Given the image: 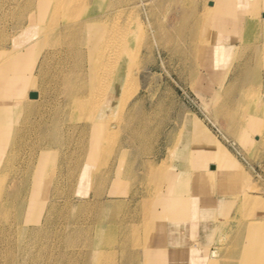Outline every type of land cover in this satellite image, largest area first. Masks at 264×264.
Here are the masks:
<instances>
[{
	"label": "bare ground",
	"instance_id": "bare-ground-1",
	"mask_svg": "<svg viewBox=\"0 0 264 264\" xmlns=\"http://www.w3.org/2000/svg\"><path fill=\"white\" fill-rule=\"evenodd\" d=\"M28 1L32 2L30 12L35 17L27 14L25 21L33 23L24 29L13 28L17 42L15 36L11 44L5 41L10 40L7 36L0 41V264H120V259L143 244L142 235L149 238L154 233L153 220L142 222L141 212H128L126 201L101 203L112 180L105 172L110 166L112 176L142 182L144 192L154 194V161L144 157L154 154V149L144 145L159 110L154 107L147 111L137 97L142 76L150 67L154 37L147 40L144 23L133 21L128 4H109L111 0ZM169 1L182 5L191 2ZM199 2L206 12L209 10V35L203 40L204 27L201 31L195 27L183 29V38L193 41L174 55L192 77L203 80L202 89L205 78L213 80L217 64L235 53V58L243 61L238 76L227 88L223 82L218 90L211 87L210 91L213 95L215 90L213 100L218 102L227 129L245 142L244 134L255 131L258 124L251 110L255 111L256 105L251 102L249 85L251 81L261 82L262 70L255 67L252 58H242L245 36L255 34L257 29L256 19L247 18L246 24L244 20L248 7L254 10L258 0ZM58 20L60 27L55 32H48L49 25L42 26L43 21L52 24ZM183 21L187 22L188 17ZM240 37L245 46L236 50L235 41ZM202 44L205 46L200 49ZM192 62L198 63L201 73L192 71ZM36 99L41 101L39 112L30 121L28 116ZM190 112L166 121L164 140L169 154L161 168L166 171L157 174L163 176L157 188L163 189L153 205L161 204L166 194L192 191L198 186L193 176H210L208 167L214 164L211 159L228 156L222 143ZM38 147L41 153L36 155ZM18 156L20 164L28 166L19 178L22 185L10 192L7 176ZM173 161L179 162L180 171L168 178ZM137 164L141 170L136 169ZM59 176H67V183ZM76 178L94 179L96 187L89 200L73 204ZM81 194L90 195L87 191ZM202 200L194 197L192 201L200 217L206 215ZM172 203L170 197L167 207ZM256 224L250 223L249 235ZM203 233L207 238L211 236L210 230ZM157 234L161 245L164 232L159 230ZM199 247L189 248L191 264H199L202 256L208 258L206 252L197 254ZM147 249L146 259L150 246ZM224 251L218 253L221 255L216 264L233 263L228 255L232 252ZM216 258L212 257L213 262Z\"/></svg>",
	"mask_w": 264,
	"mask_h": 264
},
{
	"label": "rangeland",
	"instance_id": "rangeland-1",
	"mask_svg": "<svg viewBox=\"0 0 264 264\" xmlns=\"http://www.w3.org/2000/svg\"><path fill=\"white\" fill-rule=\"evenodd\" d=\"M89 1L91 2L92 0ZM119 2L128 4V14L132 17L133 21H137V19L142 20L147 29V40H151V37H154L152 39L154 48L149 57L150 67L142 76L143 85L137 97L142 99L143 107L147 111L155 107L159 112L154 117V126L147 134L144 146L152 147L154 151H160L163 153V156L165 155L167 157L169 149H167L168 146L165 145L163 141L165 136L164 130L167 127L166 121L175 118L177 114L181 115L184 114V112L187 113L190 111V113H194L200 118L207 129H209L215 138L222 143L221 147L228 151V156L223 157L222 160L215 159L214 157L211 159V162H214V164H210V168L208 167L210 176H203V181H206L208 184L207 186L211 187V189L204 185L205 192L203 197L212 195V198L218 203L216 209H219L225 201L232 200V202H234L237 199V195L242 194L240 196L241 200L236 208L237 211L233 214L231 221L228 222V226H224L223 229L218 231L216 245L219 249L222 248L226 251L229 249L232 252L228 254L233 258L232 264H264V0H258L256 8L251 10L248 7L245 13V24L247 18L256 19L257 29L255 34L249 33L245 36L246 46L244 44L245 41L242 40L241 37L236 39L234 47L237 50L245 46L246 50L242 58H252L251 61H253L255 67H259L262 70L261 82L258 84L255 83V81H251L252 84L249 85L251 86L250 90L252 93L251 102L253 105H256L255 111L252 108L251 110L254 112L253 114L256 115L258 124L255 127V131L252 129L250 132L244 134L247 136L245 142H240L238 140L239 137L236 138L237 136H234V132L227 129L225 118L221 117L218 112L216 106L218 102L213 100L215 90L212 92L213 95H211L210 91L211 87L218 90L220 84L223 82H225V88H227L230 82H233L238 76L240 72L238 66L242 64L243 61L240 59L237 60L238 58H235L237 56L235 53L222 64L214 65L215 74L213 80H209L202 76L205 78L204 82L206 84L202 89L203 80L201 82L192 77L191 73L181 64L180 58L174 55L176 51L183 50L182 47L185 44L188 46V41H193L188 37L183 38L185 32L183 29L195 27L199 28L201 31L204 27L205 32L203 40L209 35L210 14L209 10L206 12L204 4L199 2V0H191L190 3H186L185 5H182L180 2L177 3L169 0H111V2L109 1L108 3L117 5ZM31 6L32 2L28 0H0V41L5 40L7 37H10V40L6 39L5 41H9V44L13 42L14 38H16L15 42L18 41L16 35H14L13 28L24 29L33 23V21L31 23L25 21L27 14H31L33 16L32 18L35 17V14L30 12ZM187 17L188 21L184 22L183 20ZM196 19L199 20L197 21ZM59 20L56 22L54 21L52 24L50 22L46 24V22L43 21L42 26L47 28L49 25L50 30L48 32H55V29L56 31L57 29L59 30V22H61ZM12 36L15 37L12 39ZM194 39H197L196 34H194ZM198 40L199 39H197V41ZM204 46L205 45L202 44L198 47L203 49ZM16 47L17 46H15V49ZM199 50L197 49V56ZM185 51H187V49ZM190 67L193 68L192 71L196 70V72L199 71L201 73L198 63L192 62ZM35 68L38 69V64ZM185 70L187 71L186 73ZM253 70L254 69H251L250 71ZM27 73L28 75L30 74L29 70ZM238 97L240 98V94ZM40 102V100L36 99L32 104L34 106L31 105V113L28 116V118L30 117V121H33L37 116L36 114L39 112ZM229 102L237 103L238 101L229 99ZM154 104H157V107ZM247 106L250 108L249 104ZM240 135L242 134L240 133ZM39 153H41V150L38 147V149H36V155H39ZM144 157L154 161V154L148 156L144 155ZM19 161L20 158L18 156L14 169L12 167L9 176H7V184L10 192H14L20 187V184L23 183V180L21 182L19 178L28 166L27 164L21 165ZM162 164L154 174L153 195L144 192V183L142 182L136 183L129 177L126 178V176H123L125 178L121 177L122 180L116 176H112L111 169L113 166H110L105 172L108 178L112 180L107 184L105 195L101 203L103 200L126 201L125 207L127 206L128 212H133L132 214H135V211L141 212L140 219L143 217V220L141 219L142 222L147 221L151 223V219H153V214L151 215L154 206L153 200L158 197V193H161L160 191L163 189V186L157 188L159 180L163 177L157 176V174L159 175V173L163 172L161 170L163 167ZM137 167L136 169L140 170L142 168L138 164ZM41 170L43 172L44 168ZM142 172H145L146 176L149 177L146 170H142ZM59 177L62 179L61 181H64L65 184L67 183V176ZM139 177L143 178L145 176ZM82 178H86V176H82ZM97 178L102 179L103 176H98ZM39 180L40 178L37 179L36 187L39 186ZM76 180L75 183H77L71 198L73 204L89 200L87 198L92 196L96 187L95 182H93L94 179L85 181L84 179L78 180L76 178ZM218 180H222V182L216 183ZM129 181L131 185L134 182L132 186L128 185ZM11 183H13V186H11ZM206 188L208 189L206 190ZM135 189L137 191H135ZM84 191H87L90 195L83 196L81 193ZM187 193L191 195V202L194 201L195 196L193 195V190L187 191ZM74 196L76 197L74 198ZM196 197H198L199 201L202 199L199 196ZM192 204L190 209L191 215L195 219H198L200 217L196 212L198 209L194 208V202H192ZM231 205H233V203ZM157 219L158 218H156V220ZM141 220H139V222ZM153 220L155 224V217ZM254 222L257 224L249 235V225ZM140 240H143V244L131 250V253L124 259H120V264L149 263L145 253L147 246H150V248L153 246V236L148 238L142 235ZM218 255L221 254H215L217 258L214 262L213 259L215 256H212L213 259L210 257L204 264H216L218 262Z\"/></svg>",
	"mask_w": 264,
	"mask_h": 264
},
{
	"label": "crops",
	"instance_id": "crops-1",
	"mask_svg": "<svg viewBox=\"0 0 264 264\" xmlns=\"http://www.w3.org/2000/svg\"><path fill=\"white\" fill-rule=\"evenodd\" d=\"M164 132L165 134L168 132L167 127ZM164 139H166V136H164ZM163 141L165 145H167L165 140ZM157 152L159 154L158 156H155ZM157 152L154 151V174L156 173L158 167H160V165L166 160V156H163L162 152ZM177 163L179 162L173 161L172 164H169L168 178L175 176V174L180 171ZM161 170L163 172L166 171L163 169ZM170 174L172 176H170ZM192 179L193 181L196 180L198 184V186L193 189V195L195 197L199 196L203 199L202 203L206 206V215H204V217L198 216V219L192 217L190 209L193 204L190 200L191 195L187 193V190H184L185 194L182 192V194L180 193L175 196H168V194H166L161 200V204L154 205L152 210L153 219L155 217V224L152 219L154 226L152 244L154 247L152 246L150 249L147 258L149 262L148 264H191L192 260L190 259L191 255L189 252V248L191 246H194L195 249L200 246L199 250L201 251L197 254H200L201 252L202 255L205 252L207 254L206 257L208 258L202 256L199 264L206 263L210 257L215 256L216 253L222 251V248L219 249L216 245L217 233L223 229L224 226H228V222L231 221L233 214L237 211L236 208L238 207L241 200L240 196L242 194L237 195L236 201L232 202V200H227L222 204L221 208L216 209L218 203L215 202L212 195L203 197L205 192L204 185H208L206 181H203V176H193ZM221 182L222 180L216 181V183ZM208 188L211 189V187ZM208 188H206V190ZM170 197H172L173 203L170 208H168L167 203ZM230 203H233V205ZM203 204H201V206ZM196 212L198 213V210ZM156 218L158 219L156 220ZM159 230L163 231L165 235L164 240L162 241L164 243L161 242V245L157 234ZM203 230H210L211 236L207 238V236L203 233ZM202 247L203 249H206V251L203 252Z\"/></svg>",
	"mask_w": 264,
	"mask_h": 264
}]
</instances>
